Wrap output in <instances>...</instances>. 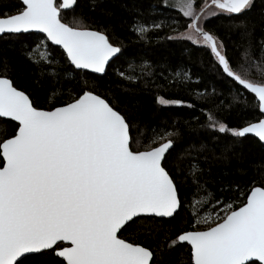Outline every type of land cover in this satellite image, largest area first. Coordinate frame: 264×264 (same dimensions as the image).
<instances>
[{
	"label": "snow or ice",
	"instance_id": "obj_1",
	"mask_svg": "<svg viewBox=\"0 0 264 264\" xmlns=\"http://www.w3.org/2000/svg\"><path fill=\"white\" fill-rule=\"evenodd\" d=\"M19 3L22 7L9 11L0 0V41L11 42L36 66L35 84L46 83L48 94L46 106H40L36 88L17 87L7 75V57H0V118L18 124L13 135L0 140V264H264V186L254 182L247 193L236 187L240 197L229 202L208 188L214 162L242 159L236 152L240 138L254 134L264 142V118L231 127L222 120L225 105L215 88L193 90L205 116L203 123L194 118L198 129L193 131L204 135L177 151L191 121L149 126L100 91L99 81L123 49L82 10L65 19L64 11L75 13L79 0ZM103 3L88 0L87 6L111 16ZM120 3L134 13L131 28L141 39L165 26L134 0ZM162 6L187 20L185 31L165 39L209 49L213 71L232 88L254 94L264 116V35L254 39L256 25L246 20L234 24L241 39L234 63L222 38L205 24L218 15L244 16L256 0H162ZM148 11L161 7L150 5ZM260 25L264 33V11ZM32 32L43 38L30 44L25 34ZM49 41L63 50V62L52 55ZM155 67L148 61L130 63L116 74L141 81L160 106L196 109L191 101L161 95L188 89L190 70L161 65L157 74ZM90 74L101 75L90 81ZM230 95L229 111L242 93ZM222 136L230 138L217 155ZM141 234L154 246L138 242ZM181 242L190 246L187 261L173 258Z\"/></svg>",
	"mask_w": 264,
	"mask_h": 264
},
{
	"label": "trees",
	"instance_id": "obj_2",
	"mask_svg": "<svg viewBox=\"0 0 264 264\" xmlns=\"http://www.w3.org/2000/svg\"><path fill=\"white\" fill-rule=\"evenodd\" d=\"M79 2L80 7L77 8L75 13L71 10L64 11L65 19H73L82 10L90 18L89 22H92L94 27L107 30L113 42L119 44L123 49V54L110 63L107 75L99 81L100 91L109 93L116 101L118 108L127 109L129 115H134L139 121L149 126L161 122H167L171 125L173 121H191V127L183 129V140L177 143V151L183 148L189 140L198 139L199 136L204 135L202 131H193V129H198L194 118L198 117L201 123L205 120V116L201 115L199 111L203 105L197 102L195 97V91L203 92L205 86H207L209 92L215 88L216 92L221 94L220 99L224 101L225 109L221 111L220 115L222 120L227 122L229 126L239 128L262 117L258 108V101L252 93L241 86L232 88L217 72L213 71L214 57L210 54L209 49L194 46L189 41L165 39L167 36L185 30L184 26L187 20L182 17L177 9L163 7L162 0H134L141 10L148 12L152 18L158 22H166L163 28L154 29L149 32L147 38L141 39L131 28L134 13L125 10L121 6L120 0H104L102 7L111 11V16L104 15L100 8L90 11L87 6L88 0H79ZM125 2L131 5L133 0H125ZM4 3L9 5V11H15L17 8L22 7L19 0H4ZM197 3L199 4L200 0H197ZM150 5L160 6L161 11L149 12ZM262 11H264V4L261 3V0H256L254 9L244 16L229 18L226 15H218L209 17L205 21L207 29L214 31L222 38L227 46V54L234 63L240 57L238 45L241 44L240 30L234 27V24L239 23L240 20H246L249 25L255 24L254 39L258 40L264 35L261 32L260 25ZM174 21H178L179 26ZM25 36L30 44H35L38 42V38H43L41 34L35 32L25 34ZM47 44L52 55L63 62L64 53L62 49L49 42ZM35 55L38 56L39 54L36 53ZM0 57H7L11 66V70L7 75L13 79L15 85L21 90L32 91L36 88L40 106H46L45 96L48 94V85L46 83H43V86L35 84L38 71L36 66L30 63L18 48L13 47L11 42L0 41ZM144 61L155 65L154 70L157 74L161 71V65L180 66L190 70L192 82L188 89L167 94L162 92L161 95L191 101L197 105L196 109L160 106L156 104L155 93L146 89L141 81L128 82L126 78L122 79L116 74L117 70L127 71V66L130 63L138 66ZM139 72V67H136L134 74H139ZM96 76L98 75L90 74L86 78L91 81ZM197 77L200 79L198 80ZM254 78L258 79V77ZM237 91L242 93L240 103L233 105L229 111L227 106L231 103L230 94ZM245 98L247 99L246 105L243 103ZM16 128L17 123L14 121L0 118V140L13 135ZM229 138L222 136L221 142L216 148L217 155L222 144L227 142ZM240 139L242 144L236 148V152L242 153L241 160L233 159L228 165L214 162L211 167L208 188L215 193L217 199L223 197L225 202H229V198L237 199L240 197V192L233 191L236 187L247 193L254 182L257 186H264L261 183L264 181V169L261 168V165H264V144L251 135H246ZM221 187H227L229 190L221 193L219 191ZM189 192H191V189H189ZM181 215H184V213H181ZM169 226L165 222V227ZM124 235L128 236L129 233H124ZM138 242L144 243L145 246H154L151 240L145 239L144 234L138 237ZM188 253L189 246L181 243V246L173 253V258L179 259L182 257L187 261ZM25 264H28V262L26 261Z\"/></svg>",
	"mask_w": 264,
	"mask_h": 264
},
{
	"label": "water",
	"instance_id": "obj_3",
	"mask_svg": "<svg viewBox=\"0 0 264 264\" xmlns=\"http://www.w3.org/2000/svg\"><path fill=\"white\" fill-rule=\"evenodd\" d=\"M61 2H62V0H61ZM35 33H38V32H35ZM39 34H41L42 36H43V34L42 33H39ZM49 43L50 44H52L50 41H49ZM52 45H54V44H52ZM54 46H57V45H54ZM57 47H59V46H57ZM60 48V47H59ZM63 51V50H62ZM112 62V61H111ZM110 62V63H111ZM96 75H101V74H96ZM242 87V86H241ZM248 91V90H247ZM254 95V94H253ZM255 96V95H254ZM257 100V99H256ZM261 118H264V116H262ZM3 119H9V120H11V118H3ZM258 121V120H257ZM15 122V121H14ZM254 122H256V121H254ZM15 123H17V122H15ZM17 126H18V124H17ZM246 135H251V136H254V134H246ZM255 137V136H254ZM255 138H257V137H255ZM258 139V138H257ZM261 143H263L264 144V142H261ZM181 243H184V242H181ZM186 244V243H185ZM190 247V246H189Z\"/></svg>",
	"mask_w": 264,
	"mask_h": 264
},
{
	"label": "rangeland",
	"instance_id": "obj_4",
	"mask_svg": "<svg viewBox=\"0 0 264 264\" xmlns=\"http://www.w3.org/2000/svg\"><path fill=\"white\" fill-rule=\"evenodd\" d=\"M185 31V30H184ZM181 32H183V31H181Z\"/></svg>",
	"mask_w": 264,
	"mask_h": 264
}]
</instances>
